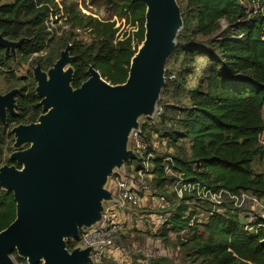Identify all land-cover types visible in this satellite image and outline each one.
I'll use <instances>...</instances> for the list:
<instances>
[{
    "label": "trees",
    "instance_id": "trees-1",
    "mask_svg": "<svg viewBox=\"0 0 264 264\" xmlns=\"http://www.w3.org/2000/svg\"><path fill=\"white\" fill-rule=\"evenodd\" d=\"M177 1L182 15L190 13L195 20L193 30L197 34L213 36V48L206 49L195 41H189L185 48L189 53L211 56L212 62L205 87L193 93L192 105L182 109L185 115L180 126L168 134L170 141L187 138L191 144L188 157H173L174 168L186 180L199 181L215 190L252 191L262 198L264 173L255 172L252 164L264 154L259 145L264 134V0H186L184 8L183 0ZM101 2L109 7V18L87 15L77 4L67 5L64 0L62 8L57 0H0V35L13 41L24 39L17 47L20 58L39 63L43 70L52 67L59 58L58 50L70 43L74 88L89 78L90 66L111 84H122L145 40L147 6L143 0ZM57 13L66 17L69 31L59 34L49 30L47 21ZM114 16L125 20L127 29L116 27ZM76 30L88 31L92 41L78 39ZM47 48L45 55H35ZM12 57L0 45V66H6ZM16 97L22 106L29 107L17 116L11 114L10 121L36 122L43 113L41 97L28 85H23ZM154 164L153 172L162 186L169 177L162 160L156 159ZM199 203L214 205L209 201ZM220 207L225 212L212 211L203 225L206 235L198 233L199 225L193 222L195 211L186 215L190 205L184 201L166 220L167 227L192 232L186 240L196 247L200 264H264V218L258 216L250 222L249 230L233 204ZM16 218L13 191L0 189V232Z\"/></svg>",
    "mask_w": 264,
    "mask_h": 264
},
{
    "label": "water",
    "instance_id": "water-1",
    "mask_svg": "<svg viewBox=\"0 0 264 264\" xmlns=\"http://www.w3.org/2000/svg\"><path fill=\"white\" fill-rule=\"evenodd\" d=\"M143 1L147 45L143 60L134 58L125 83H101L100 72L90 66V76L81 86H69L73 72L66 65L73 59L71 45L61 52L50 80L39 63L35 68L44 112L38 121L14 131L18 145L31 142L13 153L12 160L23 166L0 169V187L12 190L17 201V218L0 232V264H15L11 256L15 251L28 264L90 260V249L70 252L67 240L78 238L83 226L101 217L103 200L111 198L102 180L111 174L112 164L136 159L132 151L124 149L123 139L138 126V115L150 116L156 109L166 64L183 27L177 0ZM23 41L0 35V45L7 52ZM17 93L0 94L3 117L6 107L13 112Z\"/></svg>",
    "mask_w": 264,
    "mask_h": 264
},
{
    "label": "rangeland",
    "instance_id": "rangeland-1",
    "mask_svg": "<svg viewBox=\"0 0 264 264\" xmlns=\"http://www.w3.org/2000/svg\"><path fill=\"white\" fill-rule=\"evenodd\" d=\"M57 1L60 4L59 7L62 8V0ZM64 1L67 5H71L73 3L77 4V7L83 13L87 15H94L100 19L109 18L111 15L109 7L101 2V0ZM186 3V0H183V8L186 6ZM62 15L63 13H57L53 16H50L49 20L47 21L49 30L51 28L53 30H57L59 34H61L63 30H70V26L67 23L66 17H62ZM113 19L116 21V27H119L120 30L127 29V27L124 26L125 20L119 19L116 16H114ZM182 19L183 27L179 32L180 36L178 35L177 37L176 46L169 55L166 64L165 84L156 106V108L161 109L163 113L156 116L152 115V117H150L148 114H142L138 115L136 118L138 124L137 127H140L143 131V138L150 145V151H156L161 155H170L172 157H188L190 153L189 150L191 144L189 139L182 138L178 141H170L168 134L171 133L173 129H178L180 126L181 118L185 115V113L182 112V109L192 105L194 98L193 93L197 89L205 87V75L207 74V69L212 62L211 56L199 53L198 51L189 53L185 50V48H188L190 44L189 41L200 43L202 46L206 47V49L213 48V42L211 41L213 36L197 34L193 30L195 26V20L192 18L190 13H186L185 16L182 15ZM222 25L226 26V23L223 22ZM75 33H78V39H83L86 43H90L92 41L88 35V31L76 30ZM68 45L71 44L69 43ZM142 45L134 56V58L139 59V61L143 60L144 58V47L142 48ZM65 48L66 47H61L58 50L59 57ZM49 49L50 48H47V50L45 49L41 53L35 55H45ZM9 52L13 55L12 59L8 61L6 66H0V94H6L11 90H20L23 85H28V89L30 91L34 89L36 94L39 95V92L37 91L38 82L35 78V68L38 64H31V59L26 61L22 60L17 49L10 50ZM134 58L132 61H135ZM72 61L68 62L66 69H70L74 74V66L72 65ZM53 67L54 65L46 70L42 69L48 80L51 79L50 71L53 69ZM25 77H30L29 81L23 80ZM103 80L105 79L103 78ZM69 86L73 87L72 82L69 84ZM14 103L15 106L13 108V112H10L9 108L6 107L5 117L0 114V169L5 165L19 168L18 161H15V163L11 164V161H13V153L15 151L25 149L31 144V142L28 141L20 145L16 143V134L14 131L16 127L22 125V123L20 122L21 120L14 122L10 121V115L12 114L17 116L18 114L23 113L24 109L29 107V105L22 106L17 97L14 99ZM41 106L42 112H44V106ZM40 116L37 118V121L39 120ZM26 118H28V115ZM133 130L134 128L130 131L128 136L123 139V147L127 151H132L134 148L132 137ZM259 145L264 152V134L261 137ZM137 160V158L131 160L132 163L136 165V167L141 164L139 161L137 163ZM131 161H129V159L124 161L126 163V171L128 173L133 171ZM124 162L123 164H112L111 174L107 175L102 180L104 181L102 184L104 188L110 190L113 173H124L122 168L124 166ZM252 165L255 172L264 173V154L262 157H257ZM22 166L23 165L21 164L20 168ZM159 182L158 174L155 172L150 173L146 180L149 191L146 194H140L143 206H141L139 210L136 211L138 215H136L132 223H130L134 225L135 228L137 226H139V228H143L151 222L154 227H157V230L151 232L150 230H137V228L134 229L131 227L124 229V232L121 233L120 239L118 241L119 248L117 251H115V249L114 252L116 255H127L128 257L126 260L122 258L118 260V257L114 259V261L109 259V263H201V259L196 254V247L186 240L192 237V232L189 230L174 231L168 228L166 224V220L168 219L167 214L176 209L178 204L181 203L179 198L174 193L175 183H172V181L167 179L164 181L163 185L160 186ZM0 189L6 188L0 187ZM190 201V208L186 212V215H188L190 211H195L196 214L193 217V222L195 221V223L199 225L198 233L206 235L207 233L203 225L208 222L211 212L216 210L219 212H225L224 208L220 207L219 205L211 206L208 204L199 203L197 201L195 202V200ZM263 214L264 197L260 198L259 203L255 204L254 207L252 204H248L240 210V216L241 218H244V223H250V221L257 219V216ZM164 233L166 235H164ZM110 255H112L111 257L115 258V256H113V251ZM11 256L15 264H28L29 262V260L26 257L21 256L18 251L12 253ZM39 264H43V262H40Z\"/></svg>",
    "mask_w": 264,
    "mask_h": 264
},
{
    "label": "built area",
    "instance_id": "built-area-1",
    "mask_svg": "<svg viewBox=\"0 0 264 264\" xmlns=\"http://www.w3.org/2000/svg\"><path fill=\"white\" fill-rule=\"evenodd\" d=\"M161 109H155L152 114L154 116L162 114ZM150 115V117H152ZM143 131L140 127L134 128L133 137V153L136 155L138 167L132 163L133 171H126V163L124 162L123 172L113 173L110 184L111 198L103 200V210L101 217L88 226H83L80 230L78 238L71 237L67 240L68 250L74 249H90L87 263L83 264H112L109 263L108 257L113 250L119 248L118 241L124 229L131 227L137 230H143L137 226L135 228L132 223L134 217L138 215L136 211L143 206L140 194H146L148 185L146 180L150 173H154V160H162L165 175L169 177L172 183H175L174 193L180 201L191 204L190 200L195 202L209 201L214 205L233 204L239 210L246 205L258 204L260 198L252 191L242 190L238 193L227 189H218L207 187L199 181L186 180L183 173L175 169V160L170 155H161L156 151H150V145L143 138ZM131 159V160H130ZM172 212L167 214V218ZM264 218V214L260 215ZM258 218V216H257ZM254 221V220H253ZM252 222V221H250ZM246 228L251 230L249 223ZM264 226V225H263Z\"/></svg>",
    "mask_w": 264,
    "mask_h": 264
},
{
    "label": "crops",
    "instance_id": "crops-1",
    "mask_svg": "<svg viewBox=\"0 0 264 264\" xmlns=\"http://www.w3.org/2000/svg\"><path fill=\"white\" fill-rule=\"evenodd\" d=\"M144 227H145L146 230H150L151 232L157 230V227H154V225H152L151 222L149 224H147L146 226H144ZM115 251H117V250H115ZM111 256L112 255H109L108 260L110 259V260H113L114 261V259H116L117 257H118L117 258L118 260L121 259V258L124 259V260H126V258L128 257L127 255L126 256H121L120 254L119 255H116V253L114 252V250H113V256H115V258L114 257H111Z\"/></svg>",
    "mask_w": 264,
    "mask_h": 264
},
{
    "label": "bare ground",
    "instance_id": "bare-ground-1",
    "mask_svg": "<svg viewBox=\"0 0 264 264\" xmlns=\"http://www.w3.org/2000/svg\"><path fill=\"white\" fill-rule=\"evenodd\" d=\"M147 35H148V32H147ZM146 45H147V41L145 40V41L143 42L142 48L145 47ZM142 50H143V49H142ZM132 64H135V61H134V60L132 61ZM99 81H100L101 83H104L105 80H103L101 77H99ZM154 112H155V110L152 111V114H153ZM35 253H38V252H35Z\"/></svg>",
    "mask_w": 264,
    "mask_h": 264
}]
</instances>
